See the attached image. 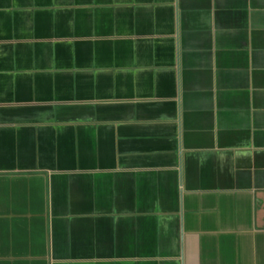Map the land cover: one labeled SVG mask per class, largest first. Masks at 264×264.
Returning <instances> with one entry per match:
<instances>
[{
	"label": "crops",
	"instance_id": "obj_1",
	"mask_svg": "<svg viewBox=\"0 0 264 264\" xmlns=\"http://www.w3.org/2000/svg\"><path fill=\"white\" fill-rule=\"evenodd\" d=\"M0 264H264V0H0Z\"/></svg>",
	"mask_w": 264,
	"mask_h": 264
}]
</instances>
